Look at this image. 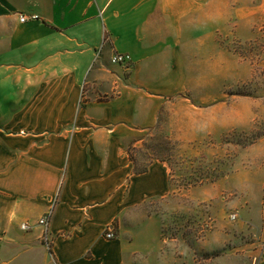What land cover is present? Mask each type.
<instances>
[{
  "label": "crops",
  "instance_id": "1",
  "mask_svg": "<svg viewBox=\"0 0 264 264\" xmlns=\"http://www.w3.org/2000/svg\"><path fill=\"white\" fill-rule=\"evenodd\" d=\"M263 24L264 0H0V264H154L162 222L145 207L170 195L171 169L135 171L130 146L187 89L193 60L218 75L220 36L256 41Z\"/></svg>",
  "mask_w": 264,
  "mask_h": 264
},
{
  "label": "rangeland",
  "instance_id": "2",
  "mask_svg": "<svg viewBox=\"0 0 264 264\" xmlns=\"http://www.w3.org/2000/svg\"><path fill=\"white\" fill-rule=\"evenodd\" d=\"M241 29L246 33L247 24ZM259 31L264 36V27ZM237 35L220 36L225 56L218 75L209 58L193 60L187 89L167 95L170 106L158 124L130 146L135 171L157 160L171 169L170 195L145 207L162 222L154 264L259 261L253 252L263 243L253 206L264 165V38L249 42ZM243 99L248 102H233Z\"/></svg>",
  "mask_w": 264,
  "mask_h": 264
},
{
  "label": "built area",
  "instance_id": "3",
  "mask_svg": "<svg viewBox=\"0 0 264 264\" xmlns=\"http://www.w3.org/2000/svg\"><path fill=\"white\" fill-rule=\"evenodd\" d=\"M19 19H20V22L27 23L29 21L39 20L40 16L20 14ZM112 63L116 64V65H121L124 67H129L130 64L132 63V57L126 53H116V54H114V56L112 58ZM236 217H237L236 215H233L232 219L235 220ZM50 220H51V213L43 216L39 220L38 224L44 228L43 241H44L45 245L51 249L52 238H51V234L49 231ZM31 228H32V226L30 224H23L22 225V229L25 231H28ZM104 235H105L106 239H109V240L115 239L117 237L115 227L109 226Z\"/></svg>",
  "mask_w": 264,
  "mask_h": 264
},
{
  "label": "trees",
  "instance_id": "4",
  "mask_svg": "<svg viewBox=\"0 0 264 264\" xmlns=\"http://www.w3.org/2000/svg\"><path fill=\"white\" fill-rule=\"evenodd\" d=\"M131 154V153H130ZM131 159H132V161H134V159H133V157L131 156ZM147 170H144V171H141L140 173H144V172H146Z\"/></svg>",
  "mask_w": 264,
  "mask_h": 264
}]
</instances>
